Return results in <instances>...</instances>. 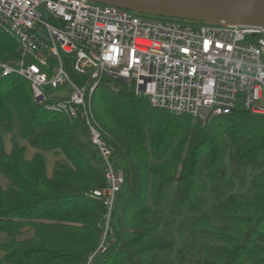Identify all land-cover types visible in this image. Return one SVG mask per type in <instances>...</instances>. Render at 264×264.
I'll return each instance as SVG.
<instances>
[{
    "label": "trees",
    "instance_id": "16d2710c",
    "mask_svg": "<svg viewBox=\"0 0 264 264\" xmlns=\"http://www.w3.org/2000/svg\"><path fill=\"white\" fill-rule=\"evenodd\" d=\"M20 56L0 30V60ZM91 102L125 178L106 238V207L90 196L106 186L105 169L84 120L45 108L26 78L0 74V264H171L172 252L177 264H264V115L238 108L202 124L110 77ZM174 226L189 243L178 247Z\"/></svg>",
    "mask_w": 264,
    "mask_h": 264
},
{
    "label": "built area",
    "instance_id": "2783aa9c",
    "mask_svg": "<svg viewBox=\"0 0 264 264\" xmlns=\"http://www.w3.org/2000/svg\"><path fill=\"white\" fill-rule=\"evenodd\" d=\"M49 13V17H45ZM0 30L21 56L0 74L30 81L52 112L82 118L104 164L106 186L90 193L106 207L104 238L125 178L97 123L92 98L104 77L121 80L152 107L206 124L243 108L264 115V27L137 13L91 0H0ZM85 77L77 83L67 69ZM67 86L66 96L52 90Z\"/></svg>",
    "mask_w": 264,
    "mask_h": 264
},
{
    "label": "water",
    "instance_id": "95a60500",
    "mask_svg": "<svg viewBox=\"0 0 264 264\" xmlns=\"http://www.w3.org/2000/svg\"><path fill=\"white\" fill-rule=\"evenodd\" d=\"M137 13L264 27V0H91ZM49 17V13H45Z\"/></svg>",
    "mask_w": 264,
    "mask_h": 264
},
{
    "label": "rangeland",
    "instance_id": "374dc122",
    "mask_svg": "<svg viewBox=\"0 0 264 264\" xmlns=\"http://www.w3.org/2000/svg\"><path fill=\"white\" fill-rule=\"evenodd\" d=\"M52 92L56 96H66L68 94V89H67V86H62V87H60L58 89H53ZM15 130H18L17 126L15 127ZM10 137L8 136L6 138V141H7L6 144H7V148L8 149H11V145H12V141H11ZM20 140H24V139H20ZM28 149L31 150V147L29 146ZM53 167H54V159L52 158V155L49 154V162H48L49 172H52ZM0 182L2 184H6V182H7V179L1 174H0ZM209 192H210V190H209ZM209 192L207 193L208 196H210ZM172 194H173V191L169 193V195L167 196V198H166V200L164 202L165 210H168V208L170 206ZM208 209H210L209 205H208ZM186 216H191V215L185 214V215H183L182 218H184ZM182 218L178 219V223L182 220ZM168 231H169L168 233L176 236V232H175L176 231V226L170 228ZM32 235H33V231H29L28 230V231H26V233H24V236H32ZM2 237H4V235H2ZM176 238H177L178 247L179 246H183L185 242L189 243V241H190L189 239H182L181 237H178V236H176ZM167 259H169L171 264H177L176 263L175 252H172L171 254H169L167 256Z\"/></svg>",
    "mask_w": 264,
    "mask_h": 264
},
{
    "label": "crops",
    "instance_id": "0c3cea01",
    "mask_svg": "<svg viewBox=\"0 0 264 264\" xmlns=\"http://www.w3.org/2000/svg\"><path fill=\"white\" fill-rule=\"evenodd\" d=\"M2 254H1V252H0V256H1Z\"/></svg>",
    "mask_w": 264,
    "mask_h": 264
}]
</instances>
